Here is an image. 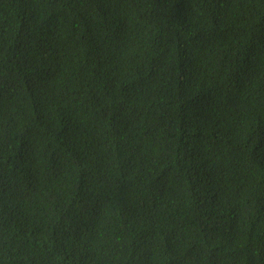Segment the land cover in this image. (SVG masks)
Segmentation results:
<instances>
[{"label":"trees","instance_id":"obj_1","mask_svg":"<svg viewBox=\"0 0 264 264\" xmlns=\"http://www.w3.org/2000/svg\"><path fill=\"white\" fill-rule=\"evenodd\" d=\"M0 264H264V0H0Z\"/></svg>","mask_w":264,"mask_h":264}]
</instances>
